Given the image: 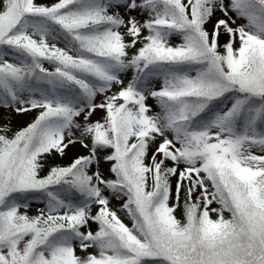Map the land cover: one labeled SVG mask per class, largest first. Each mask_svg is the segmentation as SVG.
<instances>
[{
    "label": "snow or ice",
    "instance_id": "snow-or-ice-1",
    "mask_svg": "<svg viewBox=\"0 0 264 264\" xmlns=\"http://www.w3.org/2000/svg\"><path fill=\"white\" fill-rule=\"evenodd\" d=\"M0 109V264H264V0H0Z\"/></svg>",
    "mask_w": 264,
    "mask_h": 264
},
{
    "label": "rangeland",
    "instance_id": "rangeland-1",
    "mask_svg": "<svg viewBox=\"0 0 264 264\" xmlns=\"http://www.w3.org/2000/svg\"><path fill=\"white\" fill-rule=\"evenodd\" d=\"M2 113H3V109H0V114H2ZM33 115H34V113L28 114V115H23V116H14L13 126L14 127H21V126L26 125V123L32 119ZM99 118H100L99 114L95 115L93 117V119H99ZM78 150H79V146H77L76 148H72L70 146L69 150H67L68 157H72L74 154L77 153ZM118 214L121 216L122 219H124L125 223H129V221L127 220V218L124 216L123 213H118Z\"/></svg>",
    "mask_w": 264,
    "mask_h": 264
},
{
    "label": "trees",
    "instance_id": "trees-1",
    "mask_svg": "<svg viewBox=\"0 0 264 264\" xmlns=\"http://www.w3.org/2000/svg\"><path fill=\"white\" fill-rule=\"evenodd\" d=\"M62 162H67V161H62Z\"/></svg>",
    "mask_w": 264,
    "mask_h": 264
}]
</instances>
